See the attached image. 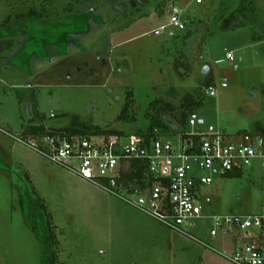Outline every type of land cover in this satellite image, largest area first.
<instances>
[{"label":"rangeland","instance_id":"obj_1","mask_svg":"<svg viewBox=\"0 0 264 264\" xmlns=\"http://www.w3.org/2000/svg\"><path fill=\"white\" fill-rule=\"evenodd\" d=\"M250 1L0 0V39L13 42L0 53V264H231L210 249H221L222 237L209 236L211 218L202 234L190 229L206 245L203 257L181 263L179 245L192 241L137 206L143 198L141 207L151 211L149 195L104 192L17 138L40 123L37 111L46 127H64L76 115L133 143L150 124L149 103L162 99L176 108L160 114L167 126L157 132L176 139L169 135L181 129L185 93L201 98L195 112L203 123L195 129L210 124L229 139L264 135V0H252V13ZM173 4L183 10L184 31H192L185 41L172 27L152 33L168 24ZM176 59L182 64L175 71ZM207 75L212 97L198 88ZM127 92L129 118L115 121ZM194 169L212 179L200 188L211 201L202 204L206 214L259 212L264 168L258 161L232 177Z\"/></svg>","mask_w":264,"mask_h":264},{"label":"built area","instance_id":"obj_2","mask_svg":"<svg viewBox=\"0 0 264 264\" xmlns=\"http://www.w3.org/2000/svg\"><path fill=\"white\" fill-rule=\"evenodd\" d=\"M198 2V0H197ZM185 20L183 10L173 5L169 21L165 26L154 30L157 36L166 27L181 30ZM226 60L234 64L232 52L226 53ZM219 62V61H217ZM221 87H226L225 83ZM209 96L216 95L214 86L205 90ZM50 117H54L51 113ZM196 112L187 118L191 129L185 135L200 137L198 150L189 151L190 139L177 135L170 139L163 135L146 139L133 135V143L126 135L108 137H81L47 135L42 138L17 141L27 146L51 164H55L94 185L104 192L121 197L117 177L121 167L131 159H140L159 179L167 178L168 184L157 180L148 189L151 211L137 205L143 212L158 223L175 232L206 246L190 229L196 228L202 234L203 222L212 219L209 236L213 239L221 233L232 239L229 251L219 252L231 264H264V200L256 214H206L202 204H209L208 197H202L200 188L212 182L209 175H197L194 168L224 176L241 173L253 161L264 168V136L243 134L232 139L213 125L205 129H195L201 125ZM239 233V234H238ZM239 235V236H238Z\"/></svg>","mask_w":264,"mask_h":264},{"label":"trees","instance_id":"obj_3","mask_svg":"<svg viewBox=\"0 0 264 264\" xmlns=\"http://www.w3.org/2000/svg\"><path fill=\"white\" fill-rule=\"evenodd\" d=\"M243 4V0H241ZM175 5V4H174ZM172 7V6H171ZM248 10L252 13L254 12V5L252 0L248 4ZM240 11H244V5L240 7ZM36 14L34 9H31V11L28 14ZM244 13V12H243ZM243 25L241 22L238 23L237 26ZM185 30V24L184 28L181 29L183 31L182 38L184 41L192 36V31ZM179 36L177 34H172V38ZM171 38V39H172ZM13 45V42L9 39H0V53H3L7 50H9ZM180 64V60L176 59L174 61V69L177 70L176 67H178ZM206 75V74H205ZM180 77H183L180 74ZM213 79L210 75L204 76L202 79L198 80V88H204L206 90L207 87L213 86ZM204 90V91H205ZM132 96L131 92L126 93V100L123 106L122 111L119 113L118 116H116L115 121H126L129 118V106H130V98ZM182 103L180 105V108L182 109L181 116L178 122V126H180L181 129L178 131L173 130L172 133H170L169 136H173L175 134L181 135L183 139L187 138L192 141V147L189 151L194 152L198 150V146L200 143V137L198 136H192L189 137L185 135V132L188 131L187 129V118L191 112H195V109L201 104V98H195L191 93H185L182 97ZM149 108L153 110V116L149 117L150 124L147 127V130L145 133L138 132L136 133L137 136H145V138L148 140L151 137L156 138L160 133H158V129H164L167 124H165L160 119L161 113H174L176 106H174L172 103L168 101H164L162 99H155L149 103ZM36 118L40 121L39 124H33L30 123L22 130V136L18 137L23 140L27 139H36V138H42L47 135H55V136H83L87 138L96 137V136H103L108 137L110 135H123L121 132H117L114 130L109 129H103L97 125L92 124L89 121L81 119L79 116L76 115H69V123L68 125L61 127V128H49L46 127L43 124V121L45 120V117L41 114H39L36 111ZM262 135V134H261ZM264 136V135H262ZM240 173H230L226 174L224 176L232 177ZM157 180H161L163 184H168L167 178L159 179L155 176V173L150 170V168L144 163V161L140 159H131L123 166L121 167L119 176L117 177V186L119 187V191H124L126 194H144L147 195L148 189L152 186L154 182ZM40 200V199H39ZM31 204V203H30ZM32 205V204H31ZM50 226H48V229ZM33 230H36V227H32ZM54 239V237H53ZM54 241V240H53Z\"/></svg>","mask_w":264,"mask_h":264},{"label":"crops","instance_id":"obj_4","mask_svg":"<svg viewBox=\"0 0 264 264\" xmlns=\"http://www.w3.org/2000/svg\"><path fill=\"white\" fill-rule=\"evenodd\" d=\"M200 123L202 124L203 122L201 121ZM84 197H86V195ZM184 237H186V236H184ZM191 241L192 242L184 243L186 245L180 244L179 245L180 248L179 247H176L177 249L178 248L180 249L178 252H179V257H181L180 258L181 263H184L185 261H186V263H187V261L189 262L191 260V259H189V258H191L190 255L197 256V258H199V259L203 257V254L204 253H201L200 252V250H201L200 248H202L203 245L200 244V243H198V242H196V241H194V240H191ZM232 242H233L232 239H230L229 237L227 238L226 236H222L221 237V249H215L213 247L210 248V249L213 250V252L217 253L220 256L219 252H221V251H229L232 248ZM167 243H168L169 247H172L173 246L172 241H168L167 240ZM187 245H190V246H187ZM172 248H175V244H174V246ZM195 250H197V252H195ZM215 260H216L215 262L217 264H225L223 261H221L219 259H215Z\"/></svg>","mask_w":264,"mask_h":264}]
</instances>
